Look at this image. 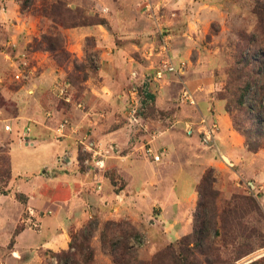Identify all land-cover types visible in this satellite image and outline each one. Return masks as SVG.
I'll return each instance as SVG.
<instances>
[{
	"label": "rangeland",
	"instance_id": "1",
	"mask_svg": "<svg viewBox=\"0 0 264 264\" xmlns=\"http://www.w3.org/2000/svg\"><path fill=\"white\" fill-rule=\"evenodd\" d=\"M85 29L94 35L84 39L78 56L71 49ZM98 45L123 49L133 59L125 95L129 103L137 86L139 121H129L127 112L121 123L131 139L116 146L84 137L100 151L93 157L82 145L80 152L91 192L109 197L98 209L96 201L86 204L89 217L70 226L67 248H44L39 239L56 209L36 207L18 189L11 151L14 165L32 158L16 141L33 137L37 112L30 101L39 73L49 67L64 72L55 92H44L48 106H60L71 93L79 100L81 83L100 66ZM163 46L178 73L158 79ZM22 88L31 119L26 132L16 125ZM185 91L193 104L183 97ZM220 112L239 140L237 155L223 150L225 138H217L219 124L211 117ZM0 114L5 119L0 123V264H64L60 253L73 252L70 244L79 243L82 232L93 264H113L111 254L121 243L149 262L189 235L202 263L249 264L264 257V0H0ZM7 123L10 133L1 127ZM212 123L217 130L207 144L203 127ZM146 125L156 130L151 144L171 138L163 164L150 163L141 150L149 143ZM56 129L62 136L74 126L66 118ZM101 160L103 167H96ZM168 194L180 199L164 200Z\"/></svg>",
	"mask_w": 264,
	"mask_h": 264
},
{
	"label": "crops",
	"instance_id": "2",
	"mask_svg": "<svg viewBox=\"0 0 264 264\" xmlns=\"http://www.w3.org/2000/svg\"><path fill=\"white\" fill-rule=\"evenodd\" d=\"M93 35L90 30L81 31L79 36L76 35V43L71 51L80 56L83 53L84 39ZM99 45L97 49L99 50L100 66L95 74L90 75L81 83L79 100L73 98L71 93L66 102H61L60 106L54 104L48 106L44 96L45 90L49 89L48 91L55 92L57 83L61 82L59 79H63L61 75H64L62 70L53 67L44 69L33 83L34 99L30 101V104L34 106L38 114L35 113L32 120L25 113L24 88L18 92L20 114L17 117L16 125L21 126L26 132L29 128L28 121L31 120L35 125V130L30 142L22 144L16 141L20 149L26 150L32 158L23 166L16 162L14 165L11 151L12 173L14 182L19 186L18 189L25 193L28 200L32 201L36 207L53 206L56 209L55 214L46 219L45 234L39 239L38 245L44 248H67L70 226L73 224L81 226L83 219L89 217L90 211L86 210V204L96 201L95 205L98 209L100 203L109 197L107 193L99 197L91 192L92 179L86 169H83L80 161L82 145L87 142L84 141V137L96 143L112 144L113 146H116L114 143L120 144L125 139H131L126 126L121 122L126 116L129 106L125 95L126 74L135 67V64L125 50H106ZM106 68L111 71L107 72ZM46 106H48L49 112L45 114L44 107ZM66 118L71 120L74 130L68 129L64 135L60 136L57 134L56 128L59 122ZM211 120H216L219 124L217 138H225L226 144H221L222 149L235 155L241 153L242 148L239 145V140L230 131L226 114L224 112L213 114ZM3 122L5 119H0V123ZM1 127L6 133L13 131L10 123L1 125ZM143 130L148 132L145 135L148 137V142L152 134L154 139L156 138V134H154L156 130L152 132V129L147 125ZM169 141L171 138L166 135L162 139H157L155 144L149 142L148 145L150 144L158 154H161V150L166 151L161 155L159 162H154L151 158L147 160H151L150 163L152 162L154 165L163 164L170 156V151H167ZM17 165L18 167H16ZM44 170L48 171L47 174L39 175ZM26 176L28 180L23 179ZM167 198L177 201L180 199L177 194L175 197L168 194L164 200ZM50 223H55L56 227L49 229ZM177 232L179 234V231Z\"/></svg>",
	"mask_w": 264,
	"mask_h": 264
},
{
	"label": "trees",
	"instance_id": "3",
	"mask_svg": "<svg viewBox=\"0 0 264 264\" xmlns=\"http://www.w3.org/2000/svg\"><path fill=\"white\" fill-rule=\"evenodd\" d=\"M75 241L78 240V236H73ZM80 242H72L70 248H74V251H63L60 253V260L64 261V264H93L94 254L89 245L87 244L88 237L85 232L79 235ZM194 244L192 235L186 236L177 245H169L162 252L154 257L149 262L139 260L134 255H131L127 251V247L124 243L119 245L117 249L111 255L113 257V264H210L202 263L198 259L195 249L191 246ZM162 261V263H161ZM249 264H264V257L255 260Z\"/></svg>",
	"mask_w": 264,
	"mask_h": 264
},
{
	"label": "built area",
	"instance_id": "4",
	"mask_svg": "<svg viewBox=\"0 0 264 264\" xmlns=\"http://www.w3.org/2000/svg\"><path fill=\"white\" fill-rule=\"evenodd\" d=\"M162 51L165 55V60L162 61L161 66L156 71V76L158 79H163L166 74H175L178 73L177 67L171 61L169 57V51L167 50V46L162 47ZM182 66H185V62H182ZM17 79H20V75H16ZM65 90H61L63 93ZM183 97L188 100L189 103L193 104L195 101L191 94L188 91H185ZM139 91L137 86L132 87L129 92V121H133L134 123H138L139 119ZM68 126V121L61 124L59 130L64 131V129ZM217 130V124L212 123L211 126L203 127V141L209 144L214 137V132ZM63 133V132H62ZM189 133H192V130H189ZM155 136V135H154ZM84 151L93 152V157H96L97 154H100V151L94 147V143L88 142V144H84ZM143 153L151 158L154 162H159L161 160V155L158 154L150 145H145L141 148ZM89 162V161H88ZM86 162V163H88ZM88 166V165H87ZM96 167H103V160L96 162ZM101 188V186L99 187Z\"/></svg>",
	"mask_w": 264,
	"mask_h": 264
}]
</instances>
